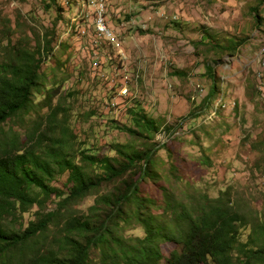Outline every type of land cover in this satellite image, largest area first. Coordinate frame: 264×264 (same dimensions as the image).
I'll use <instances>...</instances> for the list:
<instances>
[{"label":"rangeland","instance_id":"374dc122","mask_svg":"<svg viewBox=\"0 0 264 264\" xmlns=\"http://www.w3.org/2000/svg\"><path fill=\"white\" fill-rule=\"evenodd\" d=\"M43 2L0 0V23L9 20L14 38L25 33L32 46L36 35L54 25L52 51L40 65L43 87L33 100L57 88L79 148L116 158L117 144L160 147L153 158L158 183L176 201L226 191L238 209L264 212V81L260 85L256 78L264 50V0H104L113 40L98 37L94 9L81 6V0H56L59 13L45 10ZM203 35L223 46L242 42L232 54L208 51L205 43L194 49L192 42ZM206 64L218 78V93L203 108L211 83ZM174 71L182 75H170ZM123 87L127 93L121 95ZM140 110L158 125L149 141L118 129H136L132 117ZM191 111L196 118H188ZM167 127L169 132L160 134ZM66 176L52 185L62 188ZM139 194L154 200L153 215L169 225L170 218L161 217L159 187L145 180ZM93 203L89 196L76 208L86 213ZM34 211L23 215L24 225ZM123 234L140 238L143 231L135 223ZM246 237L243 231L241 241ZM160 248L164 258L179 251L169 242ZM91 258L97 263L96 254Z\"/></svg>","mask_w":264,"mask_h":264},{"label":"trees","instance_id":"16d2710c","mask_svg":"<svg viewBox=\"0 0 264 264\" xmlns=\"http://www.w3.org/2000/svg\"><path fill=\"white\" fill-rule=\"evenodd\" d=\"M43 3L45 10L62 11L56 0ZM53 27L36 35L32 46L25 33L14 38L9 20L0 23V264H264V212L238 209L226 191L215 198L176 201L158 183L161 176L153 158L160 147L117 144L116 158L87 154L69 127L57 88L34 102L33 95L43 87L40 65L52 51ZM210 39L203 35L192 46L205 43L208 51L232 54L242 42L223 46ZM206 70L211 83L203 108L218 93L213 68L206 64ZM197 115L191 111L188 118ZM132 118L136 129H118L147 141L158 132L156 122L142 110ZM261 140L264 146V136ZM63 174L62 188L53 186ZM145 180L159 187L161 217L170 218V227L153 215L154 200L139 194ZM89 196L93 205L86 213L79 211L76 206ZM33 208V219L24 225L23 215ZM135 223L143 236L126 238L124 229ZM243 231L247 237L241 241ZM162 242L173 243L179 251L164 258Z\"/></svg>","mask_w":264,"mask_h":264},{"label":"bare ground","instance_id":"6f19581e","mask_svg":"<svg viewBox=\"0 0 264 264\" xmlns=\"http://www.w3.org/2000/svg\"><path fill=\"white\" fill-rule=\"evenodd\" d=\"M92 1L93 0H91V3H92L91 5L94 9L93 13H94V28L96 30L95 33L98 34V37L100 36L99 38H101V40H103L102 37L107 39V40H113L112 33L109 32L108 28L105 26V19H104L105 3H104V0H96L95 2H92ZM87 4H90V0H82L81 1V6L88 7L89 5H87ZM101 27H102V29H101ZM259 64H260L259 71L256 74V78L260 82V81L264 80V75L262 72L264 69V50L261 52V60H260ZM123 85H124V82H123ZM126 93H127L126 87H123L122 89H120L119 94L124 95ZM118 96H120V95H118ZM122 97H124V96H122ZM9 113H10V111H9Z\"/></svg>","mask_w":264,"mask_h":264},{"label":"built area","instance_id":"2783aa9c","mask_svg":"<svg viewBox=\"0 0 264 264\" xmlns=\"http://www.w3.org/2000/svg\"><path fill=\"white\" fill-rule=\"evenodd\" d=\"M88 8H91V0H90V5H89V7ZM101 29H102V27H101ZM103 31V30H102ZM258 60V59H257ZM263 75H264V69H263Z\"/></svg>","mask_w":264,"mask_h":264},{"label":"crops","instance_id":"0c3cea01","mask_svg":"<svg viewBox=\"0 0 264 264\" xmlns=\"http://www.w3.org/2000/svg\"><path fill=\"white\" fill-rule=\"evenodd\" d=\"M82 1V0H81ZM96 0H93L92 2H95ZM92 4V3H91ZM87 5H90V4H87ZM89 7V6H88ZM91 7H92V5H91Z\"/></svg>","mask_w":264,"mask_h":264},{"label":"clouds","instance_id":"9594fccd","mask_svg":"<svg viewBox=\"0 0 264 264\" xmlns=\"http://www.w3.org/2000/svg\"><path fill=\"white\" fill-rule=\"evenodd\" d=\"M161 245V244H160ZM161 249V248H160ZM162 253V252H161ZM167 258V257H166Z\"/></svg>","mask_w":264,"mask_h":264}]
</instances>
